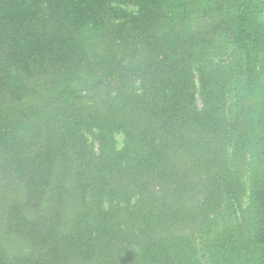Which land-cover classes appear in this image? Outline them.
I'll use <instances>...</instances> for the list:
<instances>
[{"label": "trees", "instance_id": "1", "mask_svg": "<svg viewBox=\"0 0 264 264\" xmlns=\"http://www.w3.org/2000/svg\"><path fill=\"white\" fill-rule=\"evenodd\" d=\"M258 1L264 8V0H0V206L19 191L6 227L32 245L9 257L0 242V264H45L48 256L61 263L67 249L96 264H126L105 255L111 240L104 244L97 221L94 236H56L71 199L101 220L134 214L145 231L136 264H194L190 239L209 236L225 206L238 213L236 229L215 234L213 262L229 255L231 264H264ZM221 42L239 54L235 77L247 76L230 105L234 68L207 59ZM245 157L247 209L239 176ZM166 231L179 233L167 238Z\"/></svg>", "mask_w": 264, "mask_h": 264}, {"label": "rangeland", "instance_id": "2", "mask_svg": "<svg viewBox=\"0 0 264 264\" xmlns=\"http://www.w3.org/2000/svg\"><path fill=\"white\" fill-rule=\"evenodd\" d=\"M257 14L260 20L264 19V8L262 3L258 1L257 3ZM123 8L130 12H135L136 7L131 3H124L121 5ZM233 44L230 42H221L218 47L217 53L211 51L210 54L207 55V59L212 60L214 63H219L221 66H233L234 68V77L233 83L230 88V93L228 95L227 104L230 105L233 101V95L236 92L237 88H240V84L242 85L243 82L247 79V76L242 73L241 71L238 73V78L236 76L237 67L234 66L235 59L239 57L233 53L231 55V49ZM251 58H254L252 63H256L255 75L257 81L261 80L262 70L260 62L262 60V53L258 50H255L254 54L251 55ZM245 62L241 64L240 67L244 68ZM47 92L38 93L32 98H27L23 100L19 106H27L28 103L34 102L37 100L36 98H44ZM197 107L200 109L202 106L200 98L196 97ZM36 121V120H34ZM33 122L30 120L29 123L26 125V131L29 129V126ZM88 142L93 144V148L97 150L98 146L97 143L92 139L91 135L88 134ZM115 139V147L120 149L123 146V134L121 132H116L114 134ZM179 155V154H178ZM245 160H241L240 162V181L241 185L243 186L242 195H241V205L243 209H247L249 203V174H250V167L248 166L247 160L248 157L244 158ZM180 166H182V161L178 160ZM186 165V162H185ZM20 200L19 191L13 190L9 195H7L1 206H0V242L7 252L9 257L15 255H21L24 253L29 252L32 249V245L28 242L25 238L21 235L11 232L6 227V218L8 215L7 209L16 201ZM133 201V199H132ZM183 202L188 204V200L184 199ZM108 204L104 202L103 209L107 210ZM129 211V210H128ZM130 213V212H129ZM119 214L113 213L111 216L107 217L105 220H101L99 218H95L93 212L89 208V206H83L78 201H73L72 199L65 203L64 210L61 212L59 217V223L56 226V236L60 238H64V236H72L76 234H80L82 237H86L87 234H93L94 236V226L96 222V226L98 227V231L103 233L102 240L104 244L106 241L111 240V244H107L104 249L110 259L113 257L115 259L122 258L125 260L126 264H136L137 261L141 258V251L140 247L142 241L145 239L144 236V229H141V226L136 219L134 214ZM236 215L231 209L222 206L217 211V214L214 216L213 220V228L209 236H202L200 234H195L189 241V254L191 256V260L194 264H231L235 257L227 255V259L220 260L219 262L215 263V257L212 256V247L210 244L213 240V237L218 232V230L223 228H228L230 230L236 229ZM88 224V226H86ZM88 229H91L89 231ZM181 229V236H185L188 232L187 224L180 225ZM165 237L169 238V235L172 238H177L176 232L173 234L170 231H166ZM108 234V235H107ZM210 240V242L208 241ZM97 242V241H96ZM99 248V247H98ZM66 258L61 262L57 263L53 261L51 256L46 257L45 264H96L91 259L87 258V260L81 259L80 255L77 254L75 250H65ZM98 254V253H96ZM89 259V260H88ZM139 264V263H137Z\"/></svg>", "mask_w": 264, "mask_h": 264}]
</instances>
